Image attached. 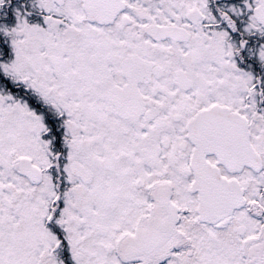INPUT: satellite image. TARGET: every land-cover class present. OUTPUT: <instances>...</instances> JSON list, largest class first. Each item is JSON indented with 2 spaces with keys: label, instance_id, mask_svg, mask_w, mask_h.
Instances as JSON below:
<instances>
[{
  "label": "snow or ice",
  "instance_id": "obj_1",
  "mask_svg": "<svg viewBox=\"0 0 264 264\" xmlns=\"http://www.w3.org/2000/svg\"><path fill=\"white\" fill-rule=\"evenodd\" d=\"M0 264H264V0H0Z\"/></svg>",
  "mask_w": 264,
  "mask_h": 264
}]
</instances>
